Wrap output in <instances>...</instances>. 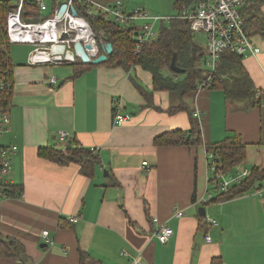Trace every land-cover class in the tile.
Segmentation results:
<instances>
[{"label": "crops", "instance_id": "obj_1", "mask_svg": "<svg viewBox=\"0 0 264 264\" xmlns=\"http://www.w3.org/2000/svg\"><path fill=\"white\" fill-rule=\"evenodd\" d=\"M96 1L130 6L127 0ZM45 2L48 15L64 0ZM254 40L262 52L242 62L256 99H228L221 89H202L185 95L179 109L178 95L168 91L154 92L147 106L134 80L152 91L153 79L140 66L33 65L32 45L10 46V124L0 146L15 145L17 151L11 171L0 178L1 235L23 244L28 264H81L79 249L88 264H264V193L252 189L222 200L208 182V145L234 135L246 144L241 169L264 171V37L256 34ZM77 68L84 70L74 76ZM116 106L130 114L121 125L114 122ZM192 119L201 126L202 144H155L167 132L188 131ZM64 131L70 137L60 141ZM69 143L96 154L91 176L79 164L62 166L40 155L41 149L64 150ZM2 185L20 186L22 196H2ZM155 217L174 231L166 243L157 238ZM45 230L54 244H46ZM0 264L22 263L0 245Z\"/></svg>", "mask_w": 264, "mask_h": 264}, {"label": "trees", "instance_id": "obj_2", "mask_svg": "<svg viewBox=\"0 0 264 264\" xmlns=\"http://www.w3.org/2000/svg\"><path fill=\"white\" fill-rule=\"evenodd\" d=\"M195 0H177L175 6L177 11L182 4H191ZM264 0H247L240 12L245 24L246 32L254 38L259 34L264 37V13L262 7ZM76 12L85 17L91 24L95 35L100 43L101 53L107 43L113 45V52L108 55L107 60L100 64L123 66L130 69L140 66L152 75L153 89L147 90L144 86L137 84L136 87L147 102V106L153 105V94L157 91H168L178 95L180 105L184 96L189 92L198 90L200 83L208 78L210 70L204 65L206 50L196 42V34L190 28L188 21L172 20L161 24L159 35L156 40L144 45L139 54H135L137 27L118 23L113 17L92 9L88 3L75 2ZM13 10L10 0H0V118L8 114L9 102L13 88L14 64L10 55L8 34L5 29L7 17ZM39 12L36 1L29 0L26 3L24 18L28 21H39L46 18ZM256 42V41H255ZM176 53V65L184 70L182 73L173 72L170 68L173 54ZM243 57L236 53L224 52L216 70L211 73V85L204 89H221L228 99H256L257 90L249 73L243 65ZM92 64V63H87ZM78 66L80 63H74ZM86 65V64H85ZM77 68L75 75L83 70ZM177 109H172L174 112ZM203 143L202 129L198 121L192 119L188 131L175 130L156 137L155 144L164 145H199ZM208 154H212L210 165L217 166V170L224 174H235L241 169L246 160V144L238 135L227 138L221 143L208 145ZM41 157L55 162L58 165H69L76 163L82 166V172L91 176L93 167L97 163V156L90 148H83L69 143L64 150L41 149ZM264 181V171L254 167L248 170V175L239 183H233L228 190L217 192V199L227 200L255 190L256 186ZM22 188L15 185H2V196L16 198L22 196ZM196 200V192L193 194ZM0 245L5 249L7 257L17 258L22 264H28L29 258L23 244L13 237H4L0 233ZM81 264H85L88 255L79 249ZM215 263V260L212 262Z\"/></svg>", "mask_w": 264, "mask_h": 264}, {"label": "built area", "instance_id": "obj_3", "mask_svg": "<svg viewBox=\"0 0 264 264\" xmlns=\"http://www.w3.org/2000/svg\"><path fill=\"white\" fill-rule=\"evenodd\" d=\"M29 0H17V4L7 17L5 25L9 41L12 44H30L33 50L29 57L30 64H52V63H83L74 54L73 46L80 42L86 47L91 45V49H86L91 59V54L99 56L101 54L100 43L90 22L78 13H74L75 2L88 3L89 6L101 13L113 17L118 23L130 26L134 24L137 29L135 54H139L144 45L157 39L156 26L160 23H168L172 20L188 21L190 28L196 35H205L206 57L205 67L210 70L208 78L200 83L198 91L211 85V73H213L224 52L236 53L240 57L257 56L262 52V48L255 42L245 30L244 20L241 15V8L247 0H195L191 4H182L176 16H155L143 8H137L128 12L122 1L112 4H103L96 0H64L54 8L52 15L39 21H28L24 18L26 3ZM39 11L44 13L48 10L45 0H35ZM63 4L67 7L60 15L59 11ZM56 45H64L63 53L53 51ZM51 83L56 84V78H51ZM195 116H199L197 113ZM130 119V114H124L118 106L114 112V122L121 125ZM10 119L8 114L0 118V135L8 129ZM70 137L69 132L59 134L60 141H65ZM17 151V146H0V178H4L12 169L11 157ZM212 154L209 156L211 158ZM210 177L208 182L213 188L226 191L233 183L241 182L247 175L248 170L243 169L235 174H224L218 171L217 166H209ZM263 187L255 189L256 194L261 195ZM206 201L204 198L200 202ZM178 216H182L181 211H177ZM71 220L77 222L76 217ZM158 225L156 231L160 242L166 243L173 235L172 227L166 225L159 218L153 219ZM217 225L215 220H210ZM47 245L54 244V238L50 236L48 230L42 233ZM210 241L209 236L206 237ZM132 264H141L134 260Z\"/></svg>", "mask_w": 264, "mask_h": 264}, {"label": "rangeland", "instance_id": "obj_4", "mask_svg": "<svg viewBox=\"0 0 264 264\" xmlns=\"http://www.w3.org/2000/svg\"><path fill=\"white\" fill-rule=\"evenodd\" d=\"M125 2L129 1L130 6L126 7L129 12L136 10L137 8H143L146 11L150 12L152 15H158V16H176L177 15V8L175 6V3L177 0H124ZM131 2V3H130ZM49 4V1L47 2ZM46 3V4H47ZM48 11L44 12L42 15H47ZM163 24V23H162ZM161 27V23L156 26L157 33L159 32V29ZM196 42L201 45V47H205L206 41H205V35L202 33H198L196 36ZM27 49L32 47L30 45H23ZM12 48H20L21 45H11ZM197 92V90H195ZM187 95V94H186ZM212 188V187H211ZM263 193H264V184H263ZM214 191V190H212ZM255 191V190H254ZM86 264L87 261H86Z\"/></svg>", "mask_w": 264, "mask_h": 264}, {"label": "water", "instance_id": "obj_5", "mask_svg": "<svg viewBox=\"0 0 264 264\" xmlns=\"http://www.w3.org/2000/svg\"><path fill=\"white\" fill-rule=\"evenodd\" d=\"M31 1H33V0H31ZM66 7H67L66 4L62 5V7L59 11L60 15L65 11ZM74 13H77V12L74 11ZM91 48H92L91 45H87L86 47H84V45L82 43L77 42L73 46V52L85 64H87V63L98 64V63H101L103 61H106L108 55L113 52V45L111 43H107L104 46V53L100 54L99 56H96L95 54L92 53L91 56L93 58L91 59L89 53H87V51H86V49H91ZM53 51L55 53H63L65 51V46L64 45H56L54 47ZM176 57H177V55H176V53H174L172 60H171L170 68L173 72L182 73V72H184V70L176 65ZM199 214L201 216H205L206 215L205 208H203V207L199 208Z\"/></svg>", "mask_w": 264, "mask_h": 264}]
</instances>
